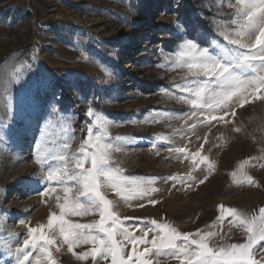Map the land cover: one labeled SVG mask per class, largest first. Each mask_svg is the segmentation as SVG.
<instances>
[{
	"label": "rangeland",
	"instance_id": "1",
	"mask_svg": "<svg viewBox=\"0 0 264 264\" xmlns=\"http://www.w3.org/2000/svg\"><path fill=\"white\" fill-rule=\"evenodd\" d=\"M0 264H264V0H0Z\"/></svg>",
	"mask_w": 264,
	"mask_h": 264
},
{
	"label": "trees",
	"instance_id": "2",
	"mask_svg": "<svg viewBox=\"0 0 264 264\" xmlns=\"http://www.w3.org/2000/svg\"><path fill=\"white\" fill-rule=\"evenodd\" d=\"M194 6L186 5L180 7V14L182 16V22L184 25V34L188 36L189 38H196L198 34H202L203 36L208 35L209 31L212 30L211 21L209 19H204L202 17L195 16L194 14ZM172 26V24L168 25ZM168 34L163 40L164 42V49L165 50H171L173 48V45L177 42V36L174 35L173 30L168 27ZM153 85H146V84H140V88L147 92L149 89H151Z\"/></svg>",
	"mask_w": 264,
	"mask_h": 264
}]
</instances>
